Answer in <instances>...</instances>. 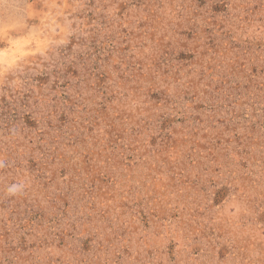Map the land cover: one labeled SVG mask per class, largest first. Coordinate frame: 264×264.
<instances>
[{
  "label": "rangeland",
  "instance_id": "rangeland-1",
  "mask_svg": "<svg viewBox=\"0 0 264 264\" xmlns=\"http://www.w3.org/2000/svg\"><path fill=\"white\" fill-rule=\"evenodd\" d=\"M0 264H264V0H0Z\"/></svg>",
  "mask_w": 264,
  "mask_h": 264
}]
</instances>
